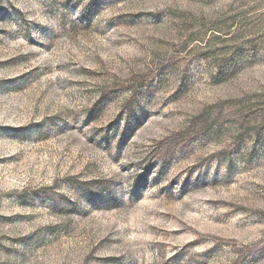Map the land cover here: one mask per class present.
I'll use <instances>...</instances> for the list:
<instances>
[{
  "label": "rangeland",
  "instance_id": "374dc122",
  "mask_svg": "<svg viewBox=\"0 0 264 264\" xmlns=\"http://www.w3.org/2000/svg\"><path fill=\"white\" fill-rule=\"evenodd\" d=\"M0 264H264V0H0Z\"/></svg>",
  "mask_w": 264,
  "mask_h": 264
}]
</instances>
